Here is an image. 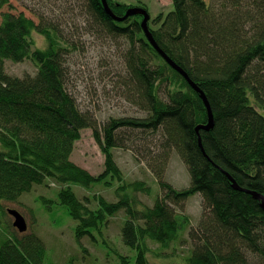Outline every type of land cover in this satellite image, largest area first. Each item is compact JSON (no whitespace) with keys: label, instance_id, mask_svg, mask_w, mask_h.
Listing matches in <instances>:
<instances>
[{"label":"trees","instance_id":"trees-1","mask_svg":"<svg viewBox=\"0 0 264 264\" xmlns=\"http://www.w3.org/2000/svg\"><path fill=\"white\" fill-rule=\"evenodd\" d=\"M108 3L120 17L127 11L123 3ZM172 4L167 14L151 19L149 29L208 97L215 125L199 132L204 151L196 133V126L209 119L204 100L152 46L141 14L118 21L106 12L102 0H83L88 19L68 20L69 37L38 13L37 23L23 12H6L0 22V200L16 202L50 176L67 184L59 197L78 221V240L83 236L96 240L95 233L100 236L111 217L124 211L122 242L134 255L119 250L116 264H150V243H158L159 252H153L163 256L184 234L178 233L180 222L170 202L200 193L206 213L196 233H190L195 244L185 264H264V209L251 193L236 189L225 172L242 188L264 194V0L210 4L172 0ZM35 32L43 36V44L36 43ZM104 32L110 36L106 42L124 40L114 42L122 49L116 66L119 84L124 87L122 96L145 111L142 117H113L101 125L91 112L78 108L66 89V58L89 41L88 35L100 39ZM7 60H30L36 73L10 77ZM164 87L166 98L160 94ZM86 127L93 128L106 155V170L99 176L71 160ZM155 131H162L165 147L181 155L191 184L179 190L164 179L165 151L153 166L163 194L153 205H144L134 194L151 187L141 179L127 181L113 149ZM116 182L118 200L113 202L97 193L82 199L72 188L112 187ZM8 209L16 208H5L6 214ZM41 242L35 234L10 236L0 245V264H42Z\"/></svg>","mask_w":264,"mask_h":264},{"label":"rangeland","instance_id":"rangeland-1","mask_svg":"<svg viewBox=\"0 0 264 264\" xmlns=\"http://www.w3.org/2000/svg\"><path fill=\"white\" fill-rule=\"evenodd\" d=\"M115 1L125 4L127 8L139 4L140 7L149 10L151 19H155L154 17L160 13L165 15L173 9L172 0ZM205 1L208 4L211 3V0ZM82 2L83 0H0V22L6 12L16 14L23 12L38 23L40 18L35 14L38 13L54 22L64 35L71 37L68 33L70 29H67L68 20L84 22L88 19V14L81 7ZM140 19L142 24L143 15ZM33 35L36 43H44L40 33L35 32ZM78 36L85 40V35ZM109 37L106 32L100 39L88 35L86 39L89 41L66 58L68 71L65 75V86L67 91L75 98L76 104L79 105H77L78 108L91 112L101 125L113 117H142L145 113L122 96L124 87L119 84L120 74L117 73L116 67L122 61V49L116 47L118 44L114 42L120 43L124 40L122 37L116 40L112 37L114 40L110 39L106 42ZM5 64L7 75L10 77L23 78L26 75L34 76L36 73V67L30 60H7ZM160 94L166 98L167 87L161 89ZM80 135L81 137L74 144L71 160L88 170L93 176L103 174L106 170V155L100 148L93 128L82 129ZM161 135L162 131H155L141 138L133 137L125 140L122 147L118 146L113 149L114 157L125 179L127 181L141 179L151 187V191H140L134 194L137 200L144 205H153L155 199L163 194L159 188L160 184L157 181L158 177L154 167L159 163L157 156L165 151L168 152V161L164 170V179L179 190H185L191 184L189 168L185 161L173 148L169 149L163 145L164 137ZM118 183L116 182L112 187L93 184L90 188L79 185H72V188L82 199L97 193L113 202L118 200L113 190ZM66 185L46 175L41 183H36L31 189L21 194L18 201L5 203L0 200V245L14 234H18L21 238L35 234L45 247L42 264H116L119 262L117 251L134 255V252H130L122 242V221L126 217L124 211L111 217L109 225L99 232L100 236L95 233L96 240L87 236L77 239L78 221L69 214L67 207L59 197V191ZM170 204L180 222L178 233L184 234L179 241L174 240L170 243V250L164 252L163 256H158L153 252V250L159 252L160 245L150 243L152 249L149 251L150 264H185V258L195 244L190 233H196L195 228L199 227L206 213L203 207V196L200 193L189 195L178 202H170ZM5 208L19 210L18 212L24 217L27 225L25 232H20L14 226V216L9 212L6 214ZM6 224L10 226V229H7ZM100 239L106 240L107 243H103Z\"/></svg>","mask_w":264,"mask_h":264},{"label":"water","instance_id":"water-1","mask_svg":"<svg viewBox=\"0 0 264 264\" xmlns=\"http://www.w3.org/2000/svg\"><path fill=\"white\" fill-rule=\"evenodd\" d=\"M103 6L106 10V12L112 16V18H114L115 20L118 21H122L124 19H126L129 16L132 15H137V14H141L143 15V21H142V27L143 30L148 38V40L150 41V43L152 44V46H154L157 51L176 69L178 70L184 77L185 79L191 84V86L200 94L201 98L204 100V103L206 105V108L208 110V116L209 119L207 121V123H203V124H199L196 126V133H198V140L200 143V146L202 147L203 151H204V147H203V143H202V136L199 133L201 129L203 130H210L214 127L215 125V118H214V113L212 110V107L210 105V102L208 100V97L206 95V93L204 92V90L195 82L191 79V77L189 76V74L183 70V68H181L180 65H178L176 62H174L173 60L170 59V57L164 52V50H162V48L160 47V45L158 44V42L155 40L152 31L149 26V21L151 19V14L149 12L148 9H145L143 7L140 6H134V7H130L127 8L128 10L126 11V13L123 16H118L117 14L114 13V11L112 10L111 6L108 3V0H102ZM228 175V177L230 178V180L233 183V186L236 189L239 190H243V191H248L249 193H251L253 195V197L255 199H257L258 201H260V205L261 207L264 209V194L254 191V190H249L246 188H242L240 185H238V183L236 182V180L227 172L225 171ZM9 213L12 214L14 216V226L16 228H18V230L20 232H25L27 230V225L25 222L24 217L21 215L20 212H18L19 210L17 209H8Z\"/></svg>","mask_w":264,"mask_h":264}]
</instances>
